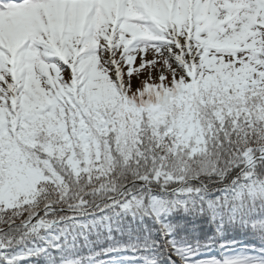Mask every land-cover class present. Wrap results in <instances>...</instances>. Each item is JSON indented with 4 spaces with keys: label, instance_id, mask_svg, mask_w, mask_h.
<instances>
[{
    "label": "snow or ice",
    "instance_id": "1",
    "mask_svg": "<svg viewBox=\"0 0 264 264\" xmlns=\"http://www.w3.org/2000/svg\"><path fill=\"white\" fill-rule=\"evenodd\" d=\"M0 264H264V0H0Z\"/></svg>",
    "mask_w": 264,
    "mask_h": 264
}]
</instances>
